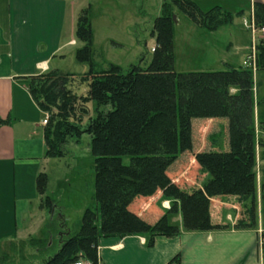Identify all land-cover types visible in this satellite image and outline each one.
I'll return each instance as SVG.
<instances>
[{
  "label": "trees",
  "instance_id": "trees-1",
  "mask_svg": "<svg viewBox=\"0 0 264 264\" xmlns=\"http://www.w3.org/2000/svg\"><path fill=\"white\" fill-rule=\"evenodd\" d=\"M174 7L210 31L231 20L218 6L203 11L194 0H163L153 22L150 62L143 65L142 58L127 69L113 63L98 69L91 8H85L76 22L82 45L74 57L88 69L76 73L56 68L26 78L30 96L47 115L45 156L64 157L68 139L87 133L93 157L95 206L83 211L78 230L68 232L41 264L83 259L101 264L98 243L106 237L138 235L150 247L156 237L171 238L182 230L226 229L227 224L211 217L218 197H231L241 206L234 228L256 227L253 72L228 63L221 70L177 71ZM253 15L257 25H264L263 3H253ZM255 55L256 70L263 71L264 38ZM35 182L41 205L51 212L56 204L46 195L47 174L40 172ZM157 193L171 204L154 219H147L151 211L141 216L131 209L136 199ZM177 213L181 227L170 221ZM41 243L30 241L32 246ZM165 264H181L180 255Z\"/></svg>",
  "mask_w": 264,
  "mask_h": 264
},
{
  "label": "crops",
  "instance_id": "crops-1",
  "mask_svg": "<svg viewBox=\"0 0 264 264\" xmlns=\"http://www.w3.org/2000/svg\"><path fill=\"white\" fill-rule=\"evenodd\" d=\"M254 2L264 4V0H252V12ZM85 7L91 8L89 0H0V247L10 246L11 259L17 264H27L28 259L32 264H41L53 254L54 242L58 249L71 232L64 208L55 203L51 212L44 209L36 190V177L45 171L44 163L50 160L45 156L43 136L42 120L46 113L30 96L26 78L56 68L61 70L59 63L76 44L74 25ZM257 43L252 46L255 51ZM251 70L254 79L257 70ZM260 74L263 79L264 70ZM254 84L253 81L254 141L255 151H259L260 147L264 150V140L259 142L261 134H258L259 128H264V109L260 112L259 108L264 103V91L259 100ZM255 159V228H234L241 206L231 197H218L213 199L211 217L228 228L182 230L171 238L156 237L150 247L138 235L101 238L99 263L165 264L179 254L181 264H264V195L262 185L259 191L256 188L258 179L261 181L257 173L261 159ZM170 204L169 199L157 193L136 199L131 209L141 216L151 211L147 219L152 220ZM170 221L181 227V214L171 216ZM32 239H41L43 243L32 246ZM27 245L34 252H28Z\"/></svg>",
  "mask_w": 264,
  "mask_h": 264
},
{
  "label": "rangeland",
  "instance_id": "rangeland-1",
  "mask_svg": "<svg viewBox=\"0 0 264 264\" xmlns=\"http://www.w3.org/2000/svg\"><path fill=\"white\" fill-rule=\"evenodd\" d=\"M194 1L203 11L220 6L221 11L229 14L231 20L210 31L195 26L179 9L174 7L173 45L176 70H221L225 62L235 67L248 66L245 55L252 51L253 44L259 40V34L253 35L251 29L242 24L243 18L248 20L252 15V0ZM89 2L91 3V29L96 68H105L109 63H113L127 69L130 64L139 63L142 58V64L147 65L151 60L152 48L155 46V39L151 35L152 24L161 13L163 1L89 0ZM75 32L76 22L73 30L76 44L66 51V56L59 66L63 71L79 73L86 70L87 66L75 60V50L81 44ZM259 75H261L260 70L257 71L258 77H254L253 81L260 100L261 92L264 91V78H260ZM80 91L83 92L84 88ZM93 105V102L90 103L91 107ZM259 108L261 112L264 109V103H260ZM259 129L258 134L262 135L263 128ZM263 140L259 137V142ZM64 149L66 152L64 157L50 158L47 163H44V172L48 176L46 195L64 208L68 228L71 233H74L80 226L83 211L95 206L93 157L90 152L89 135L84 133L78 140L68 139ZM257 149L259 151H255V158L261 159L257 172L261 181L258 179L256 186L259 191L261 185L264 186V150L262 147ZM256 163L255 159V171ZM10 248L7 244L0 247V264L18 263L11 259L13 254ZM56 250L57 243L54 242L51 253ZM27 251L34 252L28 245ZM28 261L27 264H32Z\"/></svg>",
  "mask_w": 264,
  "mask_h": 264
},
{
  "label": "built area",
  "instance_id": "built-area-1",
  "mask_svg": "<svg viewBox=\"0 0 264 264\" xmlns=\"http://www.w3.org/2000/svg\"><path fill=\"white\" fill-rule=\"evenodd\" d=\"M242 24L246 28L251 29L253 35L256 33L259 34V39L264 38V25H257L256 24L253 12H252V15L250 16V18L248 20L246 18L242 19ZM255 56H256L255 55V48H252V51L250 52V54H248L246 56L247 64L251 68H255ZM46 121H47V115L43 118L42 124H45ZM260 139H264V128H263V132H262ZM262 237H263L262 242L264 244V236H262ZM72 264H92V263L90 261H87V260H77V261L73 262Z\"/></svg>",
  "mask_w": 264,
  "mask_h": 264
},
{
  "label": "water",
  "instance_id": "water-1",
  "mask_svg": "<svg viewBox=\"0 0 264 264\" xmlns=\"http://www.w3.org/2000/svg\"><path fill=\"white\" fill-rule=\"evenodd\" d=\"M172 19H173V21L175 20V16L174 15L172 16Z\"/></svg>",
  "mask_w": 264,
  "mask_h": 264
}]
</instances>
